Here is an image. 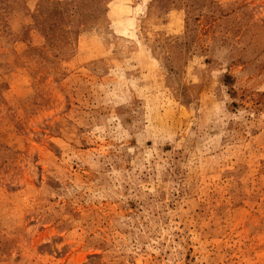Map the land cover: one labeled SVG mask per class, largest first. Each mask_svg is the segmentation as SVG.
Masks as SVG:
<instances>
[{"label": "rangeland", "instance_id": "1", "mask_svg": "<svg viewBox=\"0 0 264 264\" xmlns=\"http://www.w3.org/2000/svg\"><path fill=\"white\" fill-rule=\"evenodd\" d=\"M0 264H264V0H0Z\"/></svg>", "mask_w": 264, "mask_h": 264}]
</instances>
